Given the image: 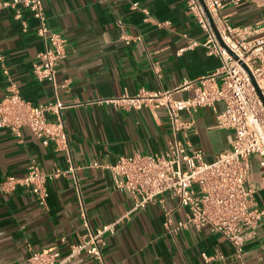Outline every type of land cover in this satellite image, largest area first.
Segmentation results:
<instances>
[{"label":"crops","instance_id":"0c3cea01","mask_svg":"<svg viewBox=\"0 0 264 264\" xmlns=\"http://www.w3.org/2000/svg\"><path fill=\"white\" fill-rule=\"evenodd\" d=\"M1 1V0H0ZM150 12V19L127 0H45L44 14L52 31L66 43L67 56L57 67L58 89L66 104L63 117L70 150L48 146L28 129L20 135L0 128V181L7 175L23 176L32 158L45 170L56 167L75 172L47 182L46 205L19 186L13 192L0 188V264H29L33 251L57 248L65 259L71 246L89 228L95 230L128 214L135 200L114 188L109 165L135 153L154 154L174 141L165 109L155 105L126 110L108 99L141 89L173 91L175 98L194 94L195 79L216 70L221 60L207 54L202 43L207 33L188 7V0H135ZM17 9L21 17H16ZM222 14L232 25L257 24L264 29V0H225ZM38 20L24 5L0 12V100L13 87L34 105L55 98L53 84L33 72L43 48ZM192 81L189 87L184 81ZM224 103L200 107L188 136L180 135L189 152L202 149L206 162H214L229 148L233 132L217 127ZM255 175L251 180L255 183ZM145 209L129 213L113 235L106 237V264H204L202 253L222 254L213 264H240L228 239L211 226H166L186 218L188 208L164 196ZM255 206H264V190ZM86 212L84 216L82 213ZM86 221L89 223L87 226ZM64 238V240H63ZM246 264H264V220L244 246ZM65 264H99L87 253Z\"/></svg>","mask_w":264,"mask_h":264},{"label":"built area","instance_id":"2783aa9c","mask_svg":"<svg viewBox=\"0 0 264 264\" xmlns=\"http://www.w3.org/2000/svg\"><path fill=\"white\" fill-rule=\"evenodd\" d=\"M45 0H1L0 12L17 8L20 4L30 10L38 20V35L43 48L37 53L33 64L35 77L53 84L55 98L38 105L26 101L16 87L0 100V128L20 135L28 128L43 145L54 143L61 150H70L69 135L63 110L66 104L58 95L60 87L68 81L57 83V67L66 58V43L62 36L50 28L44 14ZM135 9L140 8L145 20L150 12L135 0H127ZM215 28L217 38L200 0H188L189 10L206 31V40L193 41L190 45L202 44L207 54L217 56L220 66L210 74L195 79L194 94L187 98H175L173 91H150L141 89L137 94L124 93L119 98L106 100L126 110H140L151 105L165 109L174 135L168 150L154 154L135 153L120 157L109 165L113 173L114 188L129 192L135 200L128 212L145 209L156 201L164 203L165 197L175 198L179 205L188 208L186 218L173 221L166 214V226L201 228L211 226L223 235L234 247L240 264L244 246L264 220V206H255L256 195L264 190V29L257 24L232 25L222 14L225 0H203ZM16 17H21L17 9ZM192 81L185 80L189 87ZM224 103V110L217 115V127L233 132L230 146L221 152L214 162L204 160L202 149L189 152L180 135L188 136L193 120L186 121L183 112L193 119L200 107L216 110L217 103ZM256 155L262 174L255 183L251 180V158ZM68 172L56 167L45 170L32 158L23 176L7 175L0 181V188L13 192L19 186L29 190L40 205H46L49 192L47 182ZM84 216L86 212L82 213ZM125 214L95 230L89 228L78 243L71 246L69 255L61 258L57 248L33 251L29 264H65L71 258L87 253L99 264H106L104 246L106 237L116 233ZM87 226H89L86 221ZM64 240V238H63ZM204 264H213L225 257L222 254L202 253Z\"/></svg>","mask_w":264,"mask_h":264},{"label":"rangeland","instance_id":"374dc122","mask_svg":"<svg viewBox=\"0 0 264 264\" xmlns=\"http://www.w3.org/2000/svg\"><path fill=\"white\" fill-rule=\"evenodd\" d=\"M251 166L253 169V174L255 175L254 176L255 180L257 182L258 179H260L263 170L260 167L259 160H258V157L256 155H253L251 158Z\"/></svg>","mask_w":264,"mask_h":264},{"label":"water","instance_id":"95a60500","mask_svg":"<svg viewBox=\"0 0 264 264\" xmlns=\"http://www.w3.org/2000/svg\"><path fill=\"white\" fill-rule=\"evenodd\" d=\"M200 2H201L202 6H203V8H204V10H205V12H206V14H207L208 20H209V22H210V24H211V26H212V28H213V30H214V32H215L217 38H218V39L220 40V42H221L220 36H219V34H218V32H217V30H216V28H215V25H214V23H213V20H212L210 14L208 13V11H207V9H206V7H205V5H204L203 0H200Z\"/></svg>","mask_w":264,"mask_h":264}]
</instances>
